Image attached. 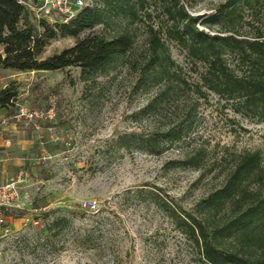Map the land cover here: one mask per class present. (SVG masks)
I'll use <instances>...</instances> for the list:
<instances>
[{
    "label": "rangeland",
    "instance_id": "obj_1",
    "mask_svg": "<svg viewBox=\"0 0 264 264\" xmlns=\"http://www.w3.org/2000/svg\"><path fill=\"white\" fill-rule=\"evenodd\" d=\"M224 1L185 0L184 5L201 21ZM242 15L248 21L249 13ZM259 19L264 27V11ZM204 29L217 31L216 27ZM144 38L140 29L133 58L141 60ZM74 43L72 37H57L39 57ZM170 52L178 64L186 66L173 44ZM137 78L138 67L130 62L91 82H82L74 67L28 72L0 69V90L13 86L16 92L14 108L0 110V182L20 173L22 180L21 206L8 219L11 232L0 233V264H200L195 246L161 211L137 198L136 191L146 185L158 188L190 211L221 185L232 153L259 151L264 157V122L234 114L209 94L197 101L182 142L157 155L119 149L114 143L118 135L165 131L177 125L186 111L184 96L153 114H138L156 88L140 87ZM49 105H54V116L36 122L38 129L34 122L13 118L18 106L40 110ZM198 149L205 153L201 171L170 164ZM56 217H65L68 224L54 236L45 226ZM90 227L94 228V249L81 244L83 232Z\"/></svg>",
    "mask_w": 264,
    "mask_h": 264
},
{
    "label": "trees",
    "instance_id": "obj_2",
    "mask_svg": "<svg viewBox=\"0 0 264 264\" xmlns=\"http://www.w3.org/2000/svg\"><path fill=\"white\" fill-rule=\"evenodd\" d=\"M184 1L94 0L65 23L33 21L20 0H0V69L28 72L74 67L82 82H91L130 62L138 67L139 86L156 88L138 114H153L162 105L187 97L186 111L177 125L149 135H118L114 143L119 149L157 155L182 142L197 101L209 94L234 114L264 122V27L259 19L264 0H225L201 21L188 13ZM245 11L248 21L243 19ZM97 27L101 30L96 31ZM214 27L217 31L211 33L204 29ZM140 29L145 38L138 60L133 57ZM57 37H72L75 43L41 59L44 48ZM171 44L183 54L186 66L172 58ZM191 76L195 78L189 81ZM15 97L13 86L0 90V110H12ZM231 156L221 185L190 211L148 185L136 191V197L161 211L195 246L200 264H264V157L259 151ZM170 164L201 171L205 153L198 149ZM67 224L65 217H56L45 230L56 236ZM94 241L90 227L83 232L81 244L94 249Z\"/></svg>",
    "mask_w": 264,
    "mask_h": 264
},
{
    "label": "built area",
    "instance_id": "obj_3",
    "mask_svg": "<svg viewBox=\"0 0 264 264\" xmlns=\"http://www.w3.org/2000/svg\"><path fill=\"white\" fill-rule=\"evenodd\" d=\"M91 0H20V3L30 13L33 21L46 20L53 21V14L56 20L67 22L73 18L83 7L88 6ZM54 116V105H49L45 109L28 110L18 106L14 111L15 120H26L34 122V127L38 129L36 122L51 119ZM21 179L19 177L0 184V233L2 236L10 234V225L6 216V211L11 208H20ZM85 208H93V205H84Z\"/></svg>",
    "mask_w": 264,
    "mask_h": 264
},
{
    "label": "crops",
    "instance_id": "obj_4",
    "mask_svg": "<svg viewBox=\"0 0 264 264\" xmlns=\"http://www.w3.org/2000/svg\"><path fill=\"white\" fill-rule=\"evenodd\" d=\"M25 1H28V0H25ZM28 122V121H27ZM35 128V127H34ZM38 128H39V126H38ZM6 142V144H8L9 143V141L8 140H6L5 141ZM0 146H2V144H0ZM2 172V174H6V171H1ZM17 177H19L20 179H21V173L20 174H18L15 178H17ZM15 178H12V179H15ZM11 180V179H10ZM7 181H9V180H6V181H3V182H0V184H2V183H4V182H7ZM22 181V180H21ZM21 190H22V183H21ZM21 192V191H20ZM21 199V198H20ZM15 208H11V209H9L8 211H6V216H7V219H9V216L10 215H12L11 214V212H13V210H14ZM9 223V222H8Z\"/></svg>",
    "mask_w": 264,
    "mask_h": 264
}]
</instances>
